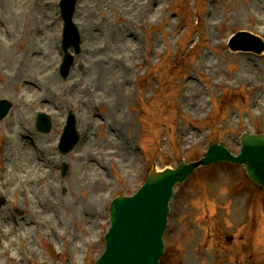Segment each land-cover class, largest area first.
<instances>
[{
	"label": "rangeland",
	"instance_id": "1",
	"mask_svg": "<svg viewBox=\"0 0 264 264\" xmlns=\"http://www.w3.org/2000/svg\"><path fill=\"white\" fill-rule=\"evenodd\" d=\"M72 21L80 42L64 48L58 0H0V99L11 103L0 119V264H94L110 201L136 191L153 162L194 160L212 140L236 154L241 132L264 131V49L227 43L241 30L264 41V0H78ZM40 111L48 133L36 129ZM68 111L83 142L61 175L52 145ZM177 190L163 264H264V189L242 165L199 167Z\"/></svg>",
	"mask_w": 264,
	"mask_h": 264
},
{
	"label": "water",
	"instance_id": "2",
	"mask_svg": "<svg viewBox=\"0 0 264 264\" xmlns=\"http://www.w3.org/2000/svg\"><path fill=\"white\" fill-rule=\"evenodd\" d=\"M236 39L234 47L254 50L264 47V43L247 33ZM241 142V152L237 155L222 144L212 143L201 161L191 164L181 161L176 169L151 170L135 194L114 198L110 204L112 225L105 234L106 248L95 264H156L164 250L162 236L174 184L181 182L198 163L223 159L243 163L248 176L264 186V133H243Z\"/></svg>",
	"mask_w": 264,
	"mask_h": 264
},
{
	"label": "bare ground",
	"instance_id": "3",
	"mask_svg": "<svg viewBox=\"0 0 264 264\" xmlns=\"http://www.w3.org/2000/svg\"><path fill=\"white\" fill-rule=\"evenodd\" d=\"M51 32H52L51 28H47L46 29L45 33H46L47 37H50ZM123 65L127 66V64L125 62L123 63ZM100 68H101L100 65H98L97 63H95V62H92L91 63V70L93 72H96L97 73L100 70ZM124 72H126V71H124ZM53 172H54V170L52 168L51 173H53Z\"/></svg>",
	"mask_w": 264,
	"mask_h": 264
}]
</instances>
